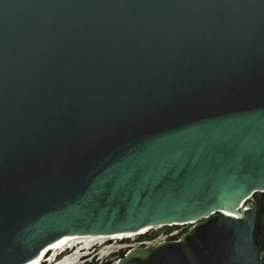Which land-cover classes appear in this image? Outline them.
Segmentation results:
<instances>
[{
	"label": "water",
	"instance_id": "water-1",
	"mask_svg": "<svg viewBox=\"0 0 264 264\" xmlns=\"http://www.w3.org/2000/svg\"><path fill=\"white\" fill-rule=\"evenodd\" d=\"M257 192L264 0H0V264L185 223L115 264H261Z\"/></svg>",
	"mask_w": 264,
	"mask_h": 264
},
{
	"label": "rangeland",
	"instance_id": "rangeland-1",
	"mask_svg": "<svg viewBox=\"0 0 264 264\" xmlns=\"http://www.w3.org/2000/svg\"><path fill=\"white\" fill-rule=\"evenodd\" d=\"M257 196H264V192H257ZM191 227V223H185L174 227L169 233L165 234L164 229L158 234L159 228L143 233L142 235H134L133 237H122L119 239L103 238L95 240L90 243L89 248H85L83 241L80 240L74 247L68 250H73L67 253L62 258L54 261L51 264H59L62 260H69L73 264H115L124 254L130 249H138L140 247L156 245L158 243L169 240L171 237L177 239L184 233H186ZM138 232V231H137ZM134 232V233H137ZM155 233V239L149 242L142 237ZM111 236V235H108ZM107 237V236H103Z\"/></svg>",
	"mask_w": 264,
	"mask_h": 264
},
{
	"label": "flooded vegetation",
	"instance_id": "flooded-vegetation-1",
	"mask_svg": "<svg viewBox=\"0 0 264 264\" xmlns=\"http://www.w3.org/2000/svg\"><path fill=\"white\" fill-rule=\"evenodd\" d=\"M256 194L253 193L250 196L254 210L251 237L253 243L259 248L258 254L260 256L261 253L264 254V196H257ZM261 264H264V261Z\"/></svg>",
	"mask_w": 264,
	"mask_h": 264
},
{
	"label": "bare ground",
	"instance_id": "bare-ground-1",
	"mask_svg": "<svg viewBox=\"0 0 264 264\" xmlns=\"http://www.w3.org/2000/svg\"><path fill=\"white\" fill-rule=\"evenodd\" d=\"M178 225H183V224H178ZM155 229L154 227H145L141 230H139L137 233L134 232H125V233H116V234H111V236L103 237V236H86V237H75L69 242L63 244L62 246L58 247L57 249H71L74 247V244H76L78 241L82 240L84 247L89 248L90 243L94 242L95 240L103 239V238H108V239H119L122 237H133L134 235H142L145 232H148L150 230ZM81 242V241H80ZM59 264H73L70 259L69 260H62Z\"/></svg>",
	"mask_w": 264,
	"mask_h": 264
}]
</instances>
